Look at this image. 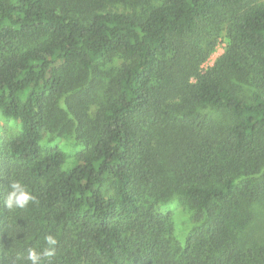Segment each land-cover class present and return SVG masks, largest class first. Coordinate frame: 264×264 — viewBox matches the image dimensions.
<instances>
[{"label":"trees","instance_id":"16d2710c","mask_svg":"<svg viewBox=\"0 0 264 264\" xmlns=\"http://www.w3.org/2000/svg\"><path fill=\"white\" fill-rule=\"evenodd\" d=\"M98 1L0 0V113L19 122L0 142V264H31L48 235L42 264H264V2ZM46 129L83 145L70 164L43 152ZM12 182L35 201L8 209ZM174 196L182 241L158 208Z\"/></svg>","mask_w":264,"mask_h":264},{"label":"rangeland","instance_id":"374dc122","mask_svg":"<svg viewBox=\"0 0 264 264\" xmlns=\"http://www.w3.org/2000/svg\"><path fill=\"white\" fill-rule=\"evenodd\" d=\"M263 1L264 0H260ZM98 2H102L103 5L124 9L126 11H133L138 10L143 7L142 2H138L137 0H100ZM72 3H75L73 1ZM80 2H76L78 4ZM87 3V2H86ZM88 7L92 5L86 4ZM228 38L224 30L218 34L216 38V44L211 52V54L203 61L199 66V72L203 73L209 66H211L215 59L218 58L223 52L225 47L228 45ZM123 61V58H114L111 63L109 64H101L102 69L108 70L114 67L119 66ZM104 75V76H103ZM102 80L105 83V90L109 83L111 77L109 78L108 74H103ZM98 90H95V93L92 95H96ZM104 96L102 90L99 91L95 100L90 104L89 109L90 111H95L96 108L99 106L98 104L103 100ZM204 112L208 113L212 116L213 119L218 121H226L227 115L223 112L214 110L212 108L206 107L203 109ZM19 131V122L16 119L5 117L0 113V142L2 140H7L13 136H15ZM41 148L43 152L50 150L51 148H58L65 153V166L71 163L73 156L77 153V151L83 149V145L80 144L72 134L66 135H58L54 132H49L48 129L43 131V138L41 140ZM160 210L169 212L172 214V220L174 223V236L177 240L182 241L184 238V234L187 232L189 226L191 225L190 219V209L188 208L185 201L181 200L178 196H174L168 202L159 205L158 207ZM259 213L254 220V229L253 234L258 239L264 240V207L260 206L257 210ZM250 231V227L247 229L246 232Z\"/></svg>","mask_w":264,"mask_h":264},{"label":"clouds","instance_id":"9594fccd","mask_svg":"<svg viewBox=\"0 0 264 264\" xmlns=\"http://www.w3.org/2000/svg\"><path fill=\"white\" fill-rule=\"evenodd\" d=\"M10 188L11 191L8 193L4 201V204L8 209H24L30 202L35 201V197L20 182H12ZM45 242L47 246L41 251L29 249L26 260L30 261L31 264H42L45 259L52 257L55 252L54 246L56 245L57 240L54 236L48 235L45 237Z\"/></svg>","mask_w":264,"mask_h":264}]
</instances>
